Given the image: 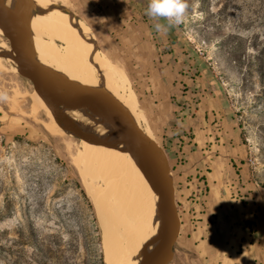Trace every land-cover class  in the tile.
<instances>
[{
    "label": "rangeland",
    "instance_id": "374dc122",
    "mask_svg": "<svg viewBox=\"0 0 264 264\" xmlns=\"http://www.w3.org/2000/svg\"><path fill=\"white\" fill-rule=\"evenodd\" d=\"M47 1L56 9L48 14L75 18L89 35L90 43L117 75V93L132 95L142 127L154 136L170 170L174 162L165 148L176 108L171 99L179 103L177 97L184 94L192 105L189 90L193 87L185 86L195 80L203 84L207 96L220 99L226 117L238 125L248 152L245 162L264 188V0H188L185 21L174 31L184 38L183 46L168 40L165 32L154 35L134 0ZM0 40L8 44L4 36ZM0 57H5L0 68V264H82L90 258L92 247H85L89 236L84 232L92 229V219L76 183L86 195L87 191L71 164L81 138L50 134L36 123L29 110L32 83L13 71L9 59L5 60L8 55ZM102 85L103 76L97 86ZM38 117L47 122L42 113ZM55 118L62 129L74 128L62 114ZM170 178L176 184L171 174ZM195 193L191 197L201 198L204 191L200 196ZM261 193L256 203L264 213V190ZM241 197L243 206L251 202L245 200L246 194ZM177 198L185 223L190 197ZM95 216L103 253L96 211ZM30 223L38 243L60 249V260L39 252L27 233ZM242 229H250L249 224L243 223ZM181 235L170 264H264V241L247 244L242 236L236 240H241L240 248L216 250L204 259L185 231Z\"/></svg>",
    "mask_w": 264,
    "mask_h": 264
},
{
    "label": "bare ground",
    "instance_id": "6f19581e",
    "mask_svg": "<svg viewBox=\"0 0 264 264\" xmlns=\"http://www.w3.org/2000/svg\"><path fill=\"white\" fill-rule=\"evenodd\" d=\"M29 2L30 10L25 16V23L32 35L35 62L64 84L105 93L122 107L140 130L156 142L150 131L142 127V115L138 113L132 95L129 97L117 93V75L100 57L79 22L66 14H48L56 9L47 0ZM1 3L6 10L15 13L22 11L21 0H1ZM0 36H3L1 26ZM2 55H8L5 60L9 59L13 71L19 73L10 47L4 40H0ZM4 58L0 57V68ZM0 70L2 72L3 69ZM102 76L104 85L98 88ZM30 99L31 118L47 132L58 136H68V133L81 138L80 150L71 157V164L76 168L87 195L94 203L102 230L105 264H144L160 243L161 200L134 160L124 135L95 103L86 108L54 104L57 112L67 117L74 126L62 129L48 103L35 90ZM39 112L45 115L47 122L39 120Z\"/></svg>",
    "mask_w": 264,
    "mask_h": 264
},
{
    "label": "crops",
    "instance_id": "0c3cea01",
    "mask_svg": "<svg viewBox=\"0 0 264 264\" xmlns=\"http://www.w3.org/2000/svg\"><path fill=\"white\" fill-rule=\"evenodd\" d=\"M196 82L191 80L192 85L185 86L193 87L189 90L194 97L192 105L184 94L177 97L185 106L176 125V130L182 133L175 135L171 131L168 155L174 162L170 174L177 184L173 182L176 200L182 195L190 197L186 202L185 223L179 210L178 239L185 231L201 252L199 255L209 259L213 251L243 246H239L241 240L236 243L242 236L247 244L264 241V213L257 209L256 203L264 188L253 179L250 165L245 162L248 152L238 125L226 117L218 104L220 99L207 96L203 84ZM195 87L197 91L193 93ZM198 189H203V197H191ZM243 194L245 200L251 201L245 206L241 202ZM243 223H248L250 229L243 230ZM252 259L258 262L259 257Z\"/></svg>",
    "mask_w": 264,
    "mask_h": 264
},
{
    "label": "water",
    "instance_id": "95a60500",
    "mask_svg": "<svg viewBox=\"0 0 264 264\" xmlns=\"http://www.w3.org/2000/svg\"><path fill=\"white\" fill-rule=\"evenodd\" d=\"M22 1V11L6 10L0 0V26L11 50V56L19 74L29 80L34 90L45 100L54 116L58 115L54 104H68L86 108L97 104L102 113L124 135L128 149L150 187L161 200L160 218L162 235L160 243L144 264H170L180 232L175 189L170 178V169L159 147L140 130L122 107L105 93L88 91L74 84H64L51 76V72L37 64L33 58L32 35L25 23L29 13V0Z\"/></svg>",
    "mask_w": 264,
    "mask_h": 264
},
{
    "label": "trees",
    "instance_id": "16d2710c",
    "mask_svg": "<svg viewBox=\"0 0 264 264\" xmlns=\"http://www.w3.org/2000/svg\"><path fill=\"white\" fill-rule=\"evenodd\" d=\"M137 8L141 11L142 15H143V19L145 20L146 23H148V26L150 28V30L152 31V33L154 35L157 34V31L155 30L154 24L156 23V21L152 20L151 18H149L146 14H145V10L148 6L149 0H134ZM160 23H167L164 20L159 21ZM176 27L172 26L169 28V30L166 32V36L168 38V40L172 41L173 43H176L178 45L183 46L184 45V38L181 35H175L174 31H175ZM199 76V74H198ZM197 91V88L195 87L193 90V93H195ZM172 104H174L176 106V108L173 111V121H171V125H172V130L174 131L175 135H179L180 133H182L181 131L176 130V120H178V115H180L182 112L185 111V106L181 105L178 102L174 101V98L171 99ZM179 137V136H177ZM170 142V141H169ZM168 142V144H169ZM165 150L167 152H169V147L165 148ZM76 185L79 187L80 189V193L83 199H85L88 203V208H89V212H90V216H91V230H88L85 228V232L84 234L89 236V238L85 239L84 241V245L86 248H90L92 247V249L90 250V258L86 261H84V263L82 264H104V258H103V253L101 250V236H100V230L97 226V221H96V216H95V211L94 208L91 204V202L89 201L84 189L81 187L80 183H76ZM59 217V215H58ZM60 218V217H59ZM61 219V218H60ZM27 233L28 236L30 238H32L33 242L35 243L37 249L39 250V252L47 258H56L57 260H60L62 258L61 255V251L60 249H53L50 246L45 247L43 242L38 243V241L36 240V236L33 230V227L30 223V225L27 228ZM55 245L58 246V244L56 243V241L53 243ZM95 248V249H94ZM88 251V250H87ZM62 264V263H61Z\"/></svg>",
    "mask_w": 264,
    "mask_h": 264
},
{
    "label": "clouds",
    "instance_id": "9594fccd",
    "mask_svg": "<svg viewBox=\"0 0 264 264\" xmlns=\"http://www.w3.org/2000/svg\"><path fill=\"white\" fill-rule=\"evenodd\" d=\"M189 7L188 0H149L145 14L156 21L157 32L166 33L170 27L185 21ZM161 20L167 23H160Z\"/></svg>",
    "mask_w": 264,
    "mask_h": 264
},
{
    "label": "built area",
    "instance_id": "2783aa9c",
    "mask_svg": "<svg viewBox=\"0 0 264 264\" xmlns=\"http://www.w3.org/2000/svg\"><path fill=\"white\" fill-rule=\"evenodd\" d=\"M197 193H195V194H197V195H202V193H203V190L202 189H198L197 191H196Z\"/></svg>",
    "mask_w": 264,
    "mask_h": 264
}]
</instances>
